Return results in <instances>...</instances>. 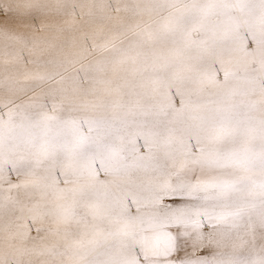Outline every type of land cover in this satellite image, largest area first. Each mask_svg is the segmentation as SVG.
<instances>
[{"label": "snow or ice", "instance_id": "6c2138e0", "mask_svg": "<svg viewBox=\"0 0 264 264\" xmlns=\"http://www.w3.org/2000/svg\"><path fill=\"white\" fill-rule=\"evenodd\" d=\"M0 264H264V0H0Z\"/></svg>", "mask_w": 264, "mask_h": 264}]
</instances>
